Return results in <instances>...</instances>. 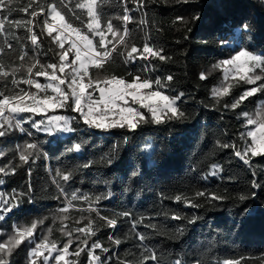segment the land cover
Segmentation results:
<instances>
[{
    "label": "trees",
    "instance_id": "1",
    "mask_svg": "<svg viewBox=\"0 0 264 264\" xmlns=\"http://www.w3.org/2000/svg\"><path fill=\"white\" fill-rule=\"evenodd\" d=\"M31 3L44 7L45 13L38 10L33 18L16 11L9 17L11 21L31 20V32L9 26L7 21L5 31L0 32V65L8 73L0 77L4 96L15 95L20 88L45 95L22 82L14 86L13 80L31 78L43 84L45 77L35 73H51L47 65H59L62 52L70 53L67 60L71 64L70 46L64 44L62 49L60 41L47 34L44 21L51 22L46 14L51 3L57 4L65 22L98 46L99 37L87 29L86 10L76 7L77 0ZM27 4L28 0H14L13 7ZM97 5L102 26L111 20L119 31L116 36L105 32V47L112 50V56L102 67L89 66L85 82L111 77L131 82L137 75L153 81L159 78L165 84L160 89L165 95L184 93L178 102L184 117L154 124L151 113L144 110L147 122L139 123L135 131L88 128L82 120L72 122L77 129L74 133L49 135L37 132L29 123L23 125L31 136L10 129L0 137V168L4 169L0 192L15 205L0 207V215L5 217L0 221V243L6 245L0 259L5 264H45L49 250L36 256L34 243L62 249L71 240L65 254L67 264H176L177 260L180 264H264V154L249 153L247 124L264 103V91L232 108L246 90L264 83V71L260 80L250 84L240 78L225 79L222 64L243 49L264 56V0H97ZM125 9L128 22L121 19ZM197 14L201 19L193 21ZM242 24L249 31L243 32ZM33 32L35 45L30 39ZM223 41L230 43L222 46ZM145 44L162 50L167 59H142L138 53H133L134 61L128 58L132 47L142 51ZM33 65L29 74L27 68ZM168 76L173 79L167 81ZM224 87L229 88L227 94L222 92ZM153 88L156 90L155 84ZM214 89L219 91L214 94ZM60 112L79 115L68 108ZM23 116L25 120L39 119L29 113ZM27 143H37L39 150H30L33 154L24 162L20 155L27 154ZM76 143L82 144L81 150L68 152ZM245 149L247 164L234 154ZM88 162L91 166L83 168ZM58 169L72 171V178L65 183L56 175ZM253 180L261 187L252 189ZM57 182L64 188L63 194ZM198 192L205 195L197 196ZM73 193L77 199H72ZM80 194L89 199H80ZM213 195L224 199L214 200ZM241 196L248 198L241 200ZM245 209L251 214L245 216ZM108 220H115L116 227H110ZM14 225L23 232L30 229L33 238L24 236L14 244V238H19ZM96 242L102 247L93 249ZM152 253L155 261L150 258ZM50 260L47 264H55L53 257Z\"/></svg>",
    "mask_w": 264,
    "mask_h": 264
},
{
    "label": "snow or ice",
    "instance_id": "2",
    "mask_svg": "<svg viewBox=\"0 0 264 264\" xmlns=\"http://www.w3.org/2000/svg\"><path fill=\"white\" fill-rule=\"evenodd\" d=\"M185 3L189 0H184ZM14 0H0V32L5 31V23L8 22L9 26L14 24L17 29L25 28L29 32L32 29L29 28V24L32 23L31 20H9V17L12 16L13 12L20 11L27 13L30 17H36L39 13L44 14L45 9L39 4L32 5L31 0H28L27 6L21 7L19 9L13 7ZM76 7L85 9L86 15L88 17L87 29L90 30L95 36L99 37L98 46H94L93 40L89 39L88 36L82 35L80 30L74 28L71 23L65 22V16L62 15L61 11L58 9L56 3H51L48 6L47 16L50 17L52 23H48L47 20L44 21L45 27L47 28L48 36H52L53 32H60L63 35L66 32L70 34H75L77 40L80 42V46H77L76 41H73L71 47L75 49V58L71 61L72 74L70 79L66 80L60 78L56 75L57 64L52 63L48 64L47 68L51 69V73L48 71L40 70L35 73L36 76H43L49 79V83L41 84L31 78L25 79L23 81L13 80V85L18 86L19 83H25L29 86H34L38 91L46 92L48 89H51L55 96L45 95L41 99L36 98L35 93L25 91V89L20 88L19 92L12 96H4L3 93H0V137L5 136L8 131L12 128H19L20 132L26 133L28 136L32 135V132L27 131L22 125L23 123H29L32 129H35L37 132H46L49 135L55 133H74L77 129L72 127V122L83 121V124L88 128H95L101 130H108L114 128L127 129L129 131H135L138 128L139 123L147 122L144 120V114L141 113L137 108L132 106H121L119 102H124L127 105L126 97H131L132 101L135 104L140 105L141 108L148 109V112L151 113L152 120L154 124H161L167 121L178 120L184 117V112L180 111L178 102L182 101L184 96L183 92L178 93L173 97L165 95L160 89L165 87V84L162 83L161 79L157 78L154 81L147 78L141 79L139 75L132 77L131 82L124 80L123 78L111 77L110 79H105L103 82L99 80H92L91 78L85 82V78L88 77V65L89 62L95 64L97 67H102V62L110 55L109 50L105 47V32L112 33L113 36H116L119 29L114 28L111 20L107 21L106 25L101 24L100 19V9L97 5V0H77ZM31 8V11H29ZM128 9H125V14L122 16L124 22L130 20V16L127 14ZM76 19H80V16L77 15ZM178 20H182V17H178ZM201 16L199 14L193 17V21L200 20ZM243 32L249 31V26L247 24H242L240 26ZM127 29H125V32ZM191 31V29H189ZM19 39V37H17ZM33 45L37 43V35L33 32L30 37ZM56 40L60 41V47L64 48V42L60 40V37H55ZM120 39H123L121 36ZM230 43V41H223L222 46ZM12 45L9 44V47ZM162 50H154L153 47L145 44L142 51H138L136 47H132L131 51L128 52V58L135 60L137 57L133 53H138L139 58L148 59L149 56L153 58H159L160 60L167 59L166 56L161 55ZM69 52H62L60 54V66L59 70L64 71V67L68 64L67 57ZM147 54V55H146ZM23 59V56H21ZM225 66H231L236 73L240 74V79L245 80L246 83L255 84V81L260 80V76H249L248 73L253 71L254 67H260L264 71V56L253 54L252 52L243 49L237 52V54L231 59L225 60L222 62ZM78 65V66H77ZM251 65V67H250ZM33 66L27 68V72L31 74L33 72ZM3 65H0V77L8 76L6 71H3ZM230 69L226 68V75ZM18 71V70H14ZM204 75L201 74V79H204ZM167 81L173 79L172 76L165 78ZM59 83H54L55 81ZM67 85V90L62 88L61 85ZM101 84L103 86H101ZM153 84L156 86V90H152ZM91 89L87 92L86 90ZM148 89L149 91H142ZM98 90L99 96L95 97L94 92ZM219 91L214 89V94ZM229 91L228 87L222 89L223 94H227ZM258 91H264V83H261L258 86L252 87L249 90H246L235 103L232 104V108H236L243 100L254 95ZM28 98L30 103L25 102V98ZM72 100V103L69 104L68 101ZM55 108H68L72 112L78 113V116H66V115H49L42 118L39 121L28 118L25 120L24 116L21 114L24 113H40L45 112L47 109ZM7 112V115H6ZM109 117H116L109 120ZM14 122V123H13ZM249 124L258 123L256 131H249L248 136L252 138L253 143L256 147L251 149V155L256 156L264 154V116H261L259 121H253L251 118L248 119ZM7 125V127H4ZM259 133V136H258ZM128 142V137H124V143ZM118 147V146H116ZM223 147H229V145H223ZM82 148L81 143H76L74 146H70L67 151H80ZM30 150H39V145L37 143H27L26 151L27 154L22 153L20 155V160L27 162L29 157L33 154ZM248 149L242 153L236 151L234 154L241 158L246 164L249 161L246 159ZM113 161L109 159L108 164H111ZM92 162L83 164V168H88L91 166ZM4 169L0 168V172H3ZM56 175L61 178L65 183L68 182L73 175L72 171L61 172L59 169L56 171ZM255 175V173H253ZM3 183V180H0V184ZM252 189H257L261 185L256 181H252ZM58 190L63 194L64 188L62 185L57 182ZM23 195V194H21ZM197 196H204L203 192H198ZM251 196H255V192L251 193ZM80 199L88 200L89 197L86 194H80ZM107 198V197H105ZM214 200H223V196L213 195L211 197ZM248 197L241 196V200H245ZM72 199H77L75 193L72 194ZM97 200L100 197H96ZM177 201L181 200V197H176ZM193 207L198 205L193 204ZM250 210L245 209L244 215H250ZM123 215L127 216L128 213ZM5 217L0 215V221L4 220ZM173 219H180L178 216H174ZM196 219V218H194ZM194 219L189 220V223H193ZM110 227H116L115 220H108ZM36 225L33 224L32 228H35ZM77 231H84L83 229H77ZM32 232L29 229L27 235H31ZM24 238V233L19 234V238H14V244L18 245L21 240ZM140 240L144 239V236L141 235ZM72 241L69 240L63 247V253L68 252L69 245ZM117 244L120 243L119 240L116 241ZM47 244H37L36 248L32 250L33 254L36 256L43 255L41 249L46 248ZM55 247V245H53ZM99 242H96L92 245L93 249L101 248ZM6 248L4 243H0V252ZM107 251V249H103ZM91 254V253H90ZM76 255H79V250L76 252ZM148 257H146L147 259ZM153 261L156 260L155 253L151 254L150 257ZM56 264H61L63 261L64 264H67L65 260V255L58 254L54 257ZM99 260V257H96ZM48 258L45 257V264H47ZM0 264H5L3 259H0ZM176 264H180V261L177 260ZM225 264H239V261H226Z\"/></svg>",
    "mask_w": 264,
    "mask_h": 264
},
{
    "label": "rangeland",
    "instance_id": "3",
    "mask_svg": "<svg viewBox=\"0 0 264 264\" xmlns=\"http://www.w3.org/2000/svg\"><path fill=\"white\" fill-rule=\"evenodd\" d=\"M48 22H49V21H48ZM49 23H52V21L49 22ZM46 29H47V28H46ZM127 32H128V30H127L126 32L124 31V36L127 35ZM52 35H54V37L59 36V37H60V40L63 41L64 44H68V45L70 46V50L73 52V55H74L73 59H74V58H75V49H73V48L71 47L72 44H71L70 42H68L67 40H65V39L63 38V36L59 35L58 32H53ZM110 51H112V50H109V52H110ZM60 63H61V62H60ZM91 65H94V64H92L91 62H89L88 67L91 66ZM59 66H60V64L57 65L56 75H57L58 77H60V78L66 79V80L70 79L69 75L71 76V74H72V71H71V70H72V67H73V66H72L71 64L68 63V64L64 67V71H63V72H61V71L59 70ZM70 66H72V67H70ZM77 66H78V65H77ZM250 67H251V65H250ZM226 68L230 69V70L227 72V75H226ZM65 71H68V76L65 75ZM261 72H262V69H261L260 67H254V68H253V71L249 72L248 75H249V76H261V74H260ZM233 78H240V74L236 73L235 70L231 68V66H225V79H233ZM49 82H50L49 79H48L47 77H45V81H44L43 84H47V83H49ZM54 83H59V81L57 80V81H55ZM101 86H103V85L101 84ZM61 87H62V88H65V90H67V85H66V84H65V85H61ZM152 90H154V88H152ZM89 91H91V89H87L85 95H87V92H89ZM142 91H145V92H146V91H149V90H148V89H145V90H142ZM28 92H29V91H28ZM40 92H41V94L44 93L45 95L55 96V93H53V92L51 91V89H48L46 92H42V91H40ZM45 95H40V96H39V95L37 94V95H36V98H37V99H41V98H43ZM93 95H94L95 97H98V96H99V92H98V90H97L96 92H94ZM126 100H127V105H125L124 102H122V101L119 102V103L121 104L122 107H123V106H132V107L137 108L141 113H143L144 110H145V111H148V109H146V108H141L140 105L135 104V103L132 101L131 97H126ZM69 101H72V100L70 99ZM69 101H68V103H69ZM25 102H26V103H30V101L28 100L27 97L25 98ZM62 109H65V108H55V109H51V108H49V109H47L45 112H40V113H36V114L29 113V114L33 115L34 117H35V116L39 117V119H35L36 121H39V120H41L42 118H44V117H46V116H49V115H54V114H56V115H63V114H61V112H60V110H62ZM263 110H264V103H263V104H262V105L256 110V112H255V116H254V117H250V118H251L253 121H259L260 117L263 116V114H264ZM6 115H7V114H6ZM21 115H23V114H21ZM114 118H116V117H109V120L114 119ZM248 119H249V118H248ZM13 123H14V122H13ZM247 124H248L249 127H250L249 131H256V129H257V127H258V123H253V124H249V123H247ZM17 129H18V128H17ZM100 130H101V129H100ZM18 131L20 132L19 129H18ZM20 133H21V132H20ZM53 134H57V133L54 132ZM258 136H259V133H258ZM250 139H251V146H250V148H249V153L251 154V149L254 148V147H256V145L253 143L251 137H250ZM1 194H2V195H1ZM6 204H8L10 207L15 205V203H14V201L11 199V197L8 196L7 194H5V193L2 191V192H0V207H4V205H6ZM13 229H14V231H15L17 234L24 233V236H26V237H30V238H33V233L29 236V235H27V232H23V231L19 230L15 225L13 226ZM34 245H35V247H36L37 243H34ZM47 249L49 250V255H48L47 263L51 262L52 260H50V258L53 257V262L56 264V261H55L54 257H55L56 255H58V254H63V255H65V253H63V248L60 249V248H58L57 246L53 247L52 245H51V246H50V245H47V247L41 249V251L43 252V251H45V250H47ZM92 255H94V254H92ZM49 260H50V261H49ZM61 264H64V262L62 261Z\"/></svg>",
    "mask_w": 264,
    "mask_h": 264
},
{
    "label": "built area",
    "instance_id": "4",
    "mask_svg": "<svg viewBox=\"0 0 264 264\" xmlns=\"http://www.w3.org/2000/svg\"><path fill=\"white\" fill-rule=\"evenodd\" d=\"M49 23V22H48ZM74 28H77V27H75V26H73ZM78 29V28H77ZM80 30V29H79ZM80 33L82 34V35H85L86 36V34L85 33H83L81 30H80ZM58 34L59 35H61V33L58 31ZM61 36H63V38L65 39V40H67L68 42H70L71 44L73 43V41H76V43H77V46H80V42L77 40V38H76V36H75V34H70V32H66V33H64L63 35H61ZM111 56H112V51H110V55L102 62V64H105V63H107L109 60H110V58H111ZM6 114H7V112H6ZM23 127H24V125H22ZM19 129V128H18Z\"/></svg>",
    "mask_w": 264,
    "mask_h": 264
}]
</instances>
